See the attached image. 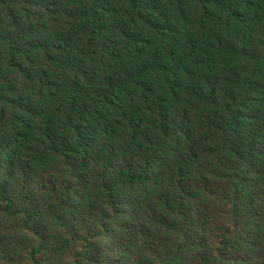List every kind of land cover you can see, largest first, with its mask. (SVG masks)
Returning a JSON list of instances; mask_svg holds the SVG:
<instances>
[{"label":"trees","instance_id":"16d2710c","mask_svg":"<svg viewBox=\"0 0 264 264\" xmlns=\"http://www.w3.org/2000/svg\"><path fill=\"white\" fill-rule=\"evenodd\" d=\"M0 264H264V0H0Z\"/></svg>","mask_w":264,"mask_h":264}]
</instances>
